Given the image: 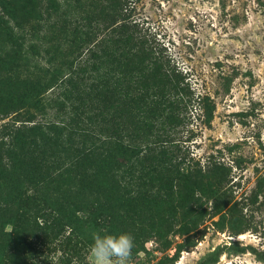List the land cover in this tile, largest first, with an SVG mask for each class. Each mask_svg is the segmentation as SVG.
Returning a JSON list of instances; mask_svg holds the SVG:
<instances>
[{
    "label": "trees",
    "instance_id": "1",
    "mask_svg": "<svg viewBox=\"0 0 264 264\" xmlns=\"http://www.w3.org/2000/svg\"><path fill=\"white\" fill-rule=\"evenodd\" d=\"M129 5L0 0V92L31 101L0 144V228L27 231L44 250L64 229L72 250L89 249L102 225L116 216L134 222L170 198L173 182L200 176L186 145L198 97L129 18ZM246 251L264 263L253 247L233 243L196 264Z\"/></svg>",
    "mask_w": 264,
    "mask_h": 264
},
{
    "label": "rangeland",
    "instance_id": "2",
    "mask_svg": "<svg viewBox=\"0 0 264 264\" xmlns=\"http://www.w3.org/2000/svg\"><path fill=\"white\" fill-rule=\"evenodd\" d=\"M129 7V18L198 97L186 145L201 173L173 182L170 198L134 222L116 216L99 230L136 233L132 264H196L216 245L233 243L264 255V0H130ZM18 96L0 92V144L26 118L31 101ZM1 230L0 264L91 262L87 246L72 250L71 237L63 239L66 229L47 237L48 250L27 231ZM139 232L147 236L139 240ZM214 264L264 263L246 251L223 252Z\"/></svg>",
    "mask_w": 264,
    "mask_h": 264
},
{
    "label": "clouds",
    "instance_id": "3",
    "mask_svg": "<svg viewBox=\"0 0 264 264\" xmlns=\"http://www.w3.org/2000/svg\"><path fill=\"white\" fill-rule=\"evenodd\" d=\"M134 246L130 233L114 234L106 229L94 232L89 246L90 264H132Z\"/></svg>",
    "mask_w": 264,
    "mask_h": 264
}]
</instances>
